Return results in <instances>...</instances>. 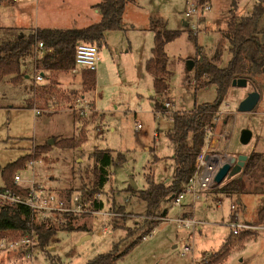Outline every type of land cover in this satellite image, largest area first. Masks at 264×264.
<instances>
[{"label":"rangeland","instance_id":"rangeland-1","mask_svg":"<svg viewBox=\"0 0 264 264\" xmlns=\"http://www.w3.org/2000/svg\"><path fill=\"white\" fill-rule=\"evenodd\" d=\"M100 1L0 0V42L22 33L29 36L37 28L81 29L96 24L102 17L96 14ZM192 1L130 3L124 14L123 30L108 33L106 43L99 48L92 92L83 91L86 90L81 82L83 70L79 75L72 71L47 72L46 85H52L48 89L46 80H35L33 58L24 62L23 71L29 78L23 84L14 85L10 79L0 82V184L8 164L33 154L27 169L17 173L22 187L36 185L67 196L81 195L84 188L91 189L95 184L94 153L112 151L115 158L104 194L100 196L104 209L97 215L72 220L75 227L86 226L91 231L59 230L48 247L53 258L37 246L34 264H88L112 249L121 254L147 232L141 227L147 220L159 221L153 238L137 243L116 264H264L262 231L240 239L241 236L232 235L229 226L230 218L233 219L232 205L239 207L246 222H257L264 205V177L261 180L245 177L244 193L231 197L210 190L203 192L208 194L206 208L194 194H186L179 205L163 203L161 211L167 209L170 220H178L185 212L193 213L200 227L195 231L177 222L170 224L158 217H148L138 193L128 192L132 180L139 190L147 188L149 176L156 183L172 181L175 144L169 133L173 114L190 113L195 106L212 103L217 98L215 86L202 88L201 82L195 80L198 65L190 70L188 63L200 61L201 53L212 60L218 51H222L217 62L221 68L227 67L231 60V44L223 33L233 17L231 0H211L212 10L198 25V33L189 24L194 23L193 19L185 16ZM253 1L241 0L234 15L243 18L252 14ZM152 19L163 20L169 30L182 31L166 47L170 90L157 99L165 108L166 103L171 107L162 112L155 111L151 98L154 78L145 67L154 47ZM259 27L264 28V17ZM198 86L201 88L196 90ZM254 91L261 94L259 104L252 112H240V103ZM29 100L34 107L29 105ZM85 123L87 140L78 145ZM245 129L253 132L248 145L241 143ZM210 131L205 152L217 155L222 163L231 156H250L253 152L264 155V90L259 91L251 83L247 87L232 86ZM38 147H46L40 156H36ZM186 216L191 218L189 214ZM36 218L50 226H61L60 218L55 216ZM113 221L119 227L117 230L113 229ZM5 236L20 238L14 233ZM230 240L233 243L229 253L224 257L219 255ZM186 246L192 250L184 254ZM0 257V264H26V259L14 252L0 251Z\"/></svg>","mask_w":264,"mask_h":264},{"label":"trees","instance_id":"trees-1","mask_svg":"<svg viewBox=\"0 0 264 264\" xmlns=\"http://www.w3.org/2000/svg\"><path fill=\"white\" fill-rule=\"evenodd\" d=\"M240 1L231 0L233 17L227 30L223 32L231 44L230 52L232 56L227 67L221 68L217 63L222 57V51H218L212 60L207 59L201 53L203 61H194V67L198 65L194 75L195 80L201 82L202 88L215 86L217 88L216 100L212 103L195 106L190 113L173 114V128L169 133V137L175 144V154L173 156L175 163L174 178L170 183L165 184L156 183L154 178L149 176L146 189H135L132 183L128 187V192L138 193L140 200L145 203L148 217L167 216L166 210L161 211L163 203L174 202L185 191L190 180L196 174L197 158L207 144L209 131L215 127L221 105L225 101L233 81L245 78L259 91L264 90V28L260 29L259 27L260 21L264 17V0H258L252 14L238 18L234 13L238 10ZM133 2L134 0H101L97 5L102 15L101 21L86 28L66 30L39 28L29 36L22 33L10 40L0 42V82L10 79L14 85L23 84L29 78V75L23 71L24 62L28 58H34L36 46L41 42L44 43L49 53L41 65L38 66V70L45 73L44 80L49 79L47 72L72 71L76 67L77 47L84 43L100 48L106 43L108 33L122 31L126 8ZM206 2L208 0H201V3ZM150 30L154 32L155 38L152 56L146 63V71L154 78V95L151 98L155 102V111L162 112L167 109L164 103L158 101L157 97H164L170 90L169 61L166 47L169 43L178 39L182 31L169 30L166 23L159 19L151 20ZM95 84V72L83 70L82 87L86 89L83 91L92 92ZM200 88L198 86L196 90ZM28 102L31 107H34L32 101L29 100ZM87 126V123L83 125L78 145H82L87 140ZM44 148L46 147H38L36 156H40ZM33 158V154H27L4 168L0 192L12 191L27 195V190L21 185H16L14 180L18 172L27 169ZM93 158L96 161L95 184L91 189L84 188L81 196L87 201H91L93 209L103 210L105 207L103 200L97 201L94 197L97 194L103 196L110 177L109 168L115 163V158L112 151H98L94 153ZM262 167H264V155L253 152L239 175L227 179L224 184L212 188L210 191L228 197L243 194L246 185L242 180L245 177L261 180L264 177L261 172ZM31 219L32 212L30 208L23 204L2 205L0 207V235L5 236L8 233H14L23 236L34 230L38 235L37 245L50 258H53L48 251V247L59 230L83 231L86 233L91 231L86 226L75 227L72 220L75 221L76 219L72 216H66V223L61 225L60 228L55 225L50 226L46 221H39L35 225H30ZM123 219L128 221L127 218ZM112 223L113 229L117 230L119 228L117 223L115 221ZM252 224L257 226L264 224V205L258 212L257 222ZM158 225L159 221H144L141 227L147 229V232L139 237V240L134 242L126 251L120 254L117 249H112L109 253L97 256L88 264H116L137 243L143 241L145 236L152 234ZM240 236H238L240 239H246L251 235L245 233V235L241 234ZM232 243V240L227 242L219 255L223 257L227 255Z\"/></svg>","mask_w":264,"mask_h":264},{"label":"built area","instance_id":"built-area-1","mask_svg":"<svg viewBox=\"0 0 264 264\" xmlns=\"http://www.w3.org/2000/svg\"><path fill=\"white\" fill-rule=\"evenodd\" d=\"M211 10L212 7L209 2L201 3V0L192 1L185 16L188 20L193 19L194 23L189 24L195 32L199 30L198 25L204 18L205 14L209 13ZM48 54L49 53L47 52L44 43H38L33 58L36 64L37 75L35 76V79L37 82L44 81V72L38 70V66L41 65L42 61L47 57ZM75 60L76 67L72 70L73 74H79L81 70L96 72L98 70V64L100 60L99 48L91 44H80L77 47ZM170 107L171 104L166 103V108ZM36 114H40V112L36 111ZM140 127L141 125H139V128ZM209 133H211V131H209ZM221 165L222 162L217 159V155L206 153L204 148L197 158L196 174L190 180L185 191L174 200V203L178 205L181 204L186 194H194L196 198H199L201 195L200 193L211 190L213 188L212 183L214 176ZM14 182L19 186L21 183V177L16 175ZM24 188L27 190V195L12 191L0 192V207L5 204L16 203L29 207L32 212L30 225H35L39 222L36 218L38 215H47L49 217L55 216L57 219L60 218L59 224L64 225L66 223V216H72L74 219H78L83 215H97L99 214V211H102L93 209L91 201H87L86 199L82 198L81 195L67 196L37 187L36 185ZM100 196L101 195L97 194L95 195L94 199L100 201ZM238 208V206L232 205L233 219L229 222V226L232 229V235L234 237H238L244 233H253L264 230V226H257L252 223H247L243 219L242 213L238 210ZM158 218L170 224L177 222L179 225H182L188 229H193L194 231L197 230V228L200 229L199 223L192 218L180 217L176 221L170 220L168 217ZM153 234L154 232L148 236H145L143 241H147L149 237L152 238ZM37 239L38 235L34 230H32L31 233L20 236V238L14 239L0 235V251L17 253L18 256L26 259V264H34L36 259L35 250L38 246ZM191 250L192 249L189 246H186L184 248V254L190 252Z\"/></svg>","mask_w":264,"mask_h":264},{"label":"water","instance_id":"water-1","mask_svg":"<svg viewBox=\"0 0 264 264\" xmlns=\"http://www.w3.org/2000/svg\"><path fill=\"white\" fill-rule=\"evenodd\" d=\"M200 61H203V57L201 56ZM188 67L192 70L195 66L194 61H190L188 63ZM249 84L248 80L245 78L234 80L232 86L237 87H247ZM261 99V94L258 91H254L250 93L239 105L240 112H252ZM253 138V132L250 129H245L241 134V143L243 145H248ZM249 156L247 155H239L238 157L231 156L229 157L217 170V173L214 176L212 187H219L226 179H231L237 175H239L246 164ZM132 185L135 189H137L136 183L132 180Z\"/></svg>","mask_w":264,"mask_h":264},{"label":"crops","instance_id":"crops-1","mask_svg":"<svg viewBox=\"0 0 264 264\" xmlns=\"http://www.w3.org/2000/svg\"><path fill=\"white\" fill-rule=\"evenodd\" d=\"M208 2L211 4V0H208ZM253 2H254V6H253V9H254V7H255L256 4L258 3V0H254ZM97 5H98V4H97ZM211 5H212V4H211ZM239 8H240V7H238V10H239ZM96 10H97V11H96V14H97V15H101L100 10L97 9V8H96ZM251 11H253V10H251ZM125 12H126V11H125ZM124 16H125V15H124ZM99 18H100V20H99V22H100L102 17L100 16ZM204 19H205V18H203V20H204ZM99 22H98V23H99ZM96 24H97V23H96ZM92 25H93V24H92ZM184 25H185V26H188V22H187V21H184ZM90 26H91V25H90ZM87 27H89V26H87ZM84 28H86V27H84ZM37 29H39V28H37ZM41 29H52V28H41ZM225 31H226V30H225ZM223 32H224V31H223ZM148 58H149V57H148ZM148 58L146 59V63H147V61L149 60ZM150 58H151V57H150ZM145 67H146V64H145ZM55 73H58V72H55ZM80 74H81V73H80ZM77 75H79V74H77ZM44 81H45V80H44ZM48 81H49V80H46V81H45V87L48 86V85H46V82H48ZM81 82H82V80H81ZM56 85H57V84H56ZM43 87H44V86H43ZM47 88H48V89L52 88V85H50V86L47 87ZM247 156H248V155H247ZM170 181H171V180H170ZM136 185H137V184H136ZM137 189H139L138 186H137ZM207 196H208L207 193H202L201 196L198 198V200H200V202L202 203V206H204L205 208L208 206L207 202L205 201V200L207 199ZM165 210L167 211V212H166V215H169V214H168V213H169L168 210H167V209H164V211H165ZM188 214L191 215V218H192V219H194V214L191 213V212H185V213H182L181 216H182L183 218H186V217H187L186 215H188ZM181 216H180V217H181ZM165 217H168V216H165ZM180 217H179V218H180ZM231 220H232V219L230 218V221H231ZM246 221H247V220H246ZM247 223H250V222H247ZM261 226H264V224H261ZM261 231H262V232L260 233V235H261V236H264V230H261ZM152 238H153V235H152Z\"/></svg>","mask_w":264,"mask_h":264}]
</instances>
